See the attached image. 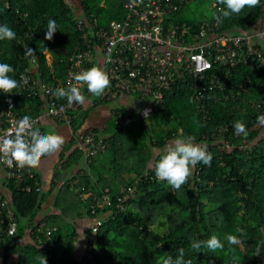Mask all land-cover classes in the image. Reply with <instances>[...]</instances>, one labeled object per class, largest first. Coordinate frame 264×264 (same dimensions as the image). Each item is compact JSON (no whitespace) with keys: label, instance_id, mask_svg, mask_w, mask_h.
<instances>
[{"label":"trees","instance_id":"1","mask_svg":"<svg viewBox=\"0 0 264 264\" xmlns=\"http://www.w3.org/2000/svg\"><path fill=\"white\" fill-rule=\"evenodd\" d=\"M71 1L0 0V25L6 24L16 33V39L0 41V63H8L15 70L10 77L16 80L20 71L32 67L38 82L50 87L52 95L66 83L70 54L77 47H85L77 24L78 12ZM76 1L87 16L103 27L126 13L125 0ZM196 1L184 3L172 13L170 21H189L194 28L209 21L226 33L247 32L264 21V0L223 23L212 18L224 7L219 0H207L202 7L197 3L195 9L187 10ZM212 1L220 7L212 5ZM49 19H55L59 27L52 40L45 39ZM25 47L32 48L36 57L26 59ZM185 76L165 92L164 103L147 118L133 112L136 130L111 119L112 132L105 137L109 146L98 152L107 151L111 157L106 169L94 163L97 153L89 161L85 157L86 166L76 173L79 189L68 181L58 185L55 200L61 212L48 214L42 220L55 226L54 252L62 260L84 257L86 264H157L161 257L175 259L183 248L184 259H191L192 264H264V135H259L261 127L256 122L257 116L264 114V67L257 61L237 64L223 88L207 84L197 87L193 75ZM18 83L20 87L14 89L17 107L29 115L47 114L49 95L45 87L27 90L21 79ZM88 111L78 104L74 131ZM118 113L119 109L114 115ZM237 120L245 123L247 136L235 133L233 125ZM87 131L96 133L93 128ZM189 136L194 137V143L206 146L213 159L210 166L198 163L188 182L173 190L166 181L156 179L152 166L173 139ZM78 150L73 151L68 162L79 157ZM15 185L10 179L4 189H9L19 217L18 233L3 246L2 258L7 262L17 247L15 264H40L41 256L47 257L48 264H56L50 251L35 240L39 222L34 218L46 192L21 190ZM131 186L133 191L128 193ZM107 190L112 203L99 205L98 198ZM118 195L123 196L124 208L118 205ZM98 216L103 222L94 232L91 224ZM82 217L88 223L84 236L89 235L90 241L84 252L75 256L72 252L78 229L74 222ZM26 232L30 240L18 242ZM229 234L237 235L240 243L229 245L225 239ZM212 235L222 241V250L197 253L190 247L192 241Z\"/></svg>","mask_w":264,"mask_h":264},{"label":"built area","instance_id":"2","mask_svg":"<svg viewBox=\"0 0 264 264\" xmlns=\"http://www.w3.org/2000/svg\"><path fill=\"white\" fill-rule=\"evenodd\" d=\"M188 0H143L137 4L134 0H125V16L112 20L107 27L100 26L98 21L87 16L83 11L77 13V24L82 31L84 48H76L69 56L66 83L75 84L74 75L93 66L98 67L97 53L102 55L104 69L110 78V87L105 90L103 97L113 98L118 93L124 92L137 95L146 101V105L139 112L144 115V110L157 109L165 101V92L177 82L178 78L185 79V75H193L195 84L223 88L225 79L230 76L232 69L239 63L257 61L264 67V49L251 41L248 32L226 33L220 32L219 26L209 21L202 22L194 28L189 21H170L172 13L179 9ZM212 5H217L212 1ZM220 7V5H217ZM1 24V22H0ZM99 51V52H98ZM28 80L24 87L43 88L46 85L39 83L32 67H26L19 72L21 77ZM22 81V80H21ZM86 85H80L81 92ZM49 95L46 105L47 115L58 123H65L73 127L76 116L75 109L78 104H69L66 98L57 99L52 95L50 87L43 88ZM28 90V89H27ZM13 93L5 94L0 91V137L13 131L15 122L24 115L32 118L33 129L44 131L40 127L42 114H25L17 107ZM200 99L201 91L197 93ZM125 116L119 114L117 123L124 122ZM85 157L91 156L109 146V140L98 137L92 131L81 134ZM33 178V181L31 180ZM13 179L17 189L32 191L41 190L35 169H20L15 165L8 168L0 164V252L3 246L18 233L19 217L15 212L10 196L4 187ZM74 185L79 189V180L74 179ZM133 191L131 186L128 193ZM123 196L118 195V205L125 207ZM98 204L112 203L110 192L105 191L97 200ZM103 218L98 216L92 222V230L99 229ZM55 226L45 220L36 224V242L49 250V256L56 264H86L84 257L78 260L69 258L62 260L55 251V242L52 234ZM31 235L34 229H30ZM34 240V239H33ZM90 236H84V245L87 247ZM93 257L92 254L89 255Z\"/></svg>","mask_w":264,"mask_h":264},{"label":"clouds","instance_id":"3","mask_svg":"<svg viewBox=\"0 0 264 264\" xmlns=\"http://www.w3.org/2000/svg\"><path fill=\"white\" fill-rule=\"evenodd\" d=\"M137 4H142L143 0H134ZM224 7L219 10V14L213 13L212 18L218 23H223L224 19H230L234 14H240L245 8H255L259 6L260 0H219ZM46 40H52L54 33L59 28L55 19H49L47 23ZM259 35V33H258ZM16 33L9 26L0 25V41L14 40ZM264 39V35H261ZM25 58H35L34 50L25 47ZM14 68L8 63H0V91L5 94L13 93V89L20 87L17 80L9 76ZM24 85L28 84L25 77H21ZM75 84H69L67 88H57L53 95L57 99L66 98L69 104H84L85 96L80 90V85H86L88 93L101 96L110 87L108 74L99 67H91L74 75ZM150 110H144L147 118ZM256 122L259 126H264V114L258 115ZM234 131L237 135L247 136L248 131L245 123L240 120L234 122ZM66 140L63 135L56 133L41 134L38 129H33L32 118L24 115L18 122H15L13 131L6 136L0 137V164L12 168L14 165L20 169L38 168L42 157L50 156L60 151ZM213 155L206 150V146L194 143V137L173 139L159 160L152 166L158 181H166L173 190H179L182 185L188 182L192 175L193 168L198 163L211 165ZM94 231V230H93ZM242 233V230H238ZM95 232V231H94ZM10 235H15L12 231ZM229 245L240 243L237 235L229 234L225 237ZM190 247L197 253L201 250L216 252L222 250L224 244L216 236L212 235L206 240L192 241ZM185 250H178L175 259L172 256L158 258L157 264H192V260L184 259ZM260 254L257 249V255ZM40 264H48L47 257H38Z\"/></svg>","mask_w":264,"mask_h":264},{"label":"crops","instance_id":"4","mask_svg":"<svg viewBox=\"0 0 264 264\" xmlns=\"http://www.w3.org/2000/svg\"><path fill=\"white\" fill-rule=\"evenodd\" d=\"M75 6V10L82 14L81 7L76 0L71 1ZM251 35V41L264 49V39H261V35H264V21L260 22V25L255 29L252 28L247 31ZM259 33V35H258ZM99 52V51H98ZM48 59L51 60V53H47ZM96 61L99 68H102L106 73L107 71L103 67V59L100 53H97ZM83 95L85 96L84 104L80 105V109H88V115L81 125L74 131L73 127L65 124L58 123L52 119L50 115L42 114L40 119V125L44 128L47 133H56L65 137V144L62 146L60 151L50 156L42 157L41 163L38 168H35L37 178L42 185V190L46 192L43 201L41 202L40 208L35 215V222L41 221L48 214H55L61 212L60 207L56 204V196L58 192V185L63 182H69L71 185H77L73 183L76 173L83 171V167L86 166L85 154L83 151V139L81 134L87 131L88 128L96 130L98 137H107L111 131V119H115L119 114L125 116V121L121 122L123 125L132 127L136 130V117L134 111L140 112L146 105V101L140 99L137 95L120 93L117 97L105 98L103 94L101 96H95L87 91V86H84ZM119 109L117 116L114 114ZM255 126V124H254ZM257 126V125H256ZM260 134L264 135V126H260ZM79 148V157L73 162H68L69 158L72 159L73 151ZM98 153V152H97ZM93 154L91 159L97 154ZM94 163L103 169H106L111 164V157L108 152H100L94 158ZM99 167V168H100ZM79 180V179H78ZM56 185V186H52ZM39 212V214H38ZM70 221H74L73 218H69ZM88 221V220H87ZM86 218H78L74 225L77 227L78 232L75 236V248L73 249V255L77 256L84 252V229L86 228ZM29 229V228H28ZM27 229V230H28ZM31 236L29 233L23 234L18 242L30 240ZM16 250V251H15ZM11 251V255L6 262L0 252V264H15L19 251L18 248Z\"/></svg>","mask_w":264,"mask_h":264},{"label":"rangeland","instance_id":"5","mask_svg":"<svg viewBox=\"0 0 264 264\" xmlns=\"http://www.w3.org/2000/svg\"><path fill=\"white\" fill-rule=\"evenodd\" d=\"M206 2H207V0H197L195 3H192V4L190 5V7H187V10H189V8H194V9H195L197 3L199 4V6L202 7L204 4H206ZM198 4H197V5H198ZM4 191H5V193L9 196V192H10L9 189L5 188ZM38 214H39V212H38ZM15 249H17V247H14V248L12 249V251H14ZM15 251H16V250H15Z\"/></svg>","mask_w":264,"mask_h":264}]
</instances>
